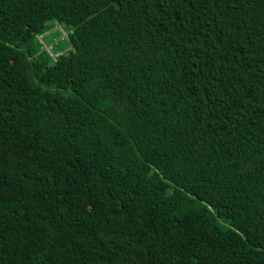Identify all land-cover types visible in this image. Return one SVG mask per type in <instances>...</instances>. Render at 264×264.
I'll return each mask as SVG.
<instances>
[{"label": "trees", "instance_id": "trees-1", "mask_svg": "<svg viewBox=\"0 0 264 264\" xmlns=\"http://www.w3.org/2000/svg\"><path fill=\"white\" fill-rule=\"evenodd\" d=\"M0 264H264V0H0Z\"/></svg>", "mask_w": 264, "mask_h": 264}, {"label": "built area", "instance_id": "built-area-1", "mask_svg": "<svg viewBox=\"0 0 264 264\" xmlns=\"http://www.w3.org/2000/svg\"><path fill=\"white\" fill-rule=\"evenodd\" d=\"M38 39L41 41V38L40 37H38ZM45 50L52 56L53 59H55V57L57 55H55V54L52 53V47H51V45L45 46Z\"/></svg>", "mask_w": 264, "mask_h": 264}, {"label": "rangeland", "instance_id": "rangeland-1", "mask_svg": "<svg viewBox=\"0 0 264 264\" xmlns=\"http://www.w3.org/2000/svg\"><path fill=\"white\" fill-rule=\"evenodd\" d=\"M54 29H55V30H59V31L61 32V28H60L59 26H57V25L54 27ZM65 37H66V33H65V32H62V37H61V38H65ZM40 38H41V37H40ZM40 42H41V41H40ZM45 46H49V45H46V44L44 45V44H43V48H44V49H45ZM55 55H56V54H55Z\"/></svg>", "mask_w": 264, "mask_h": 264}]
</instances>
